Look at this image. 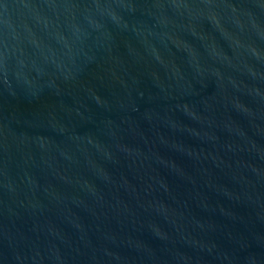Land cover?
Wrapping results in <instances>:
<instances>
[{
	"label": "water",
	"instance_id": "1",
	"mask_svg": "<svg viewBox=\"0 0 264 264\" xmlns=\"http://www.w3.org/2000/svg\"><path fill=\"white\" fill-rule=\"evenodd\" d=\"M0 264H264V0H0Z\"/></svg>",
	"mask_w": 264,
	"mask_h": 264
}]
</instances>
